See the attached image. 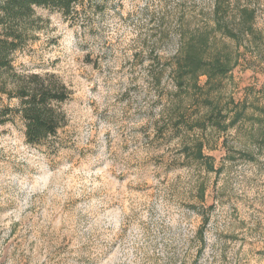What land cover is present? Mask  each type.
Here are the masks:
<instances>
[{
  "label": "rangeland",
  "instance_id": "rangeland-1",
  "mask_svg": "<svg viewBox=\"0 0 264 264\" xmlns=\"http://www.w3.org/2000/svg\"><path fill=\"white\" fill-rule=\"evenodd\" d=\"M78 1L12 56L69 98L40 147L0 126V264H264V0Z\"/></svg>",
  "mask_w": 264,
  "mask_h": 264
},
{
  "label": "trees",
  "instance_id": "trees-1",
  "mask_svg": "<svg viewBox=\"0 0 264 264\" xmlns=\"http://www.w3.org/2000/svg\"><path fill=\"white\" fill-rule=\"evenodd\" d=\"M79 6L78 0H0V103L3 97L8 101H18L15 108L0 105V126L9 122L11 117H18L24 126V140L29 146L40 147L45 141L56 138L64 128L65 115L60 106L68 101L69 93L53 76L18 75L13 68L12 56L21 50L36 8L57 11L67 19ZM173 66L175 84L182 88L188 80L186 76L194 74L198 77L200 74L197 72L205 65L196 53H192L176 57ZM224 71V66L218 61L215 65L209 62V76L223 74ZM196 145V154L202 158V145L199 142Z\"/></svg>",
  "mask_w": 264,
  "mask_h": 264
}]
</instances>
